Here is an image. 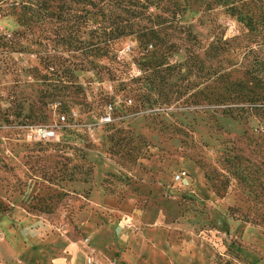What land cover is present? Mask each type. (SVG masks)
Instances as JSON below:
<instances>
[{
	"label": "rangeland",
	"instance_id": "1",
	"mask_svg": "<svg viewBox=\"0 0 264 264\" xmlns=\"http://www.w3.org/2000/svg\"><path fill=\"white\" fill-rule=\"evenodd\" d=\"M197 1L189 58L135 33L86 55L62 39L100 35L99 17L0 0V264H264V103L225 104L199 72L215 35L229 79L264 66V0Z\"/></svg>",
	"mask_w": 264,
	"mask_h": 264
},
{
	"label": "trees",
	"instance_id": "2",
	"mask_svg": "<svg viewBox=\"0 0 264 264\" xmlns=\"http://www.w3.org/2000/svg\"><path fill=\"white\" fill-rule=\"evenodd\" d=\"M52 1L57 2L55 10H50ZM243 1L259 2L260 0ZM197 2V0H36L30 10L41 17L60 19L64 15H69L74 22L79 19L88 22L91 18L99 17L102 21L100 35L96 34L86 42L77 39L75 33L62 39L74 50L84 49L82 51L86 55H105L110 48L107 43L108 38L135 33L140 45L146 46L153 43L166 52L172 48L183 47L191 58L197 57V50L201 48L200 42L196 40L190 28L180 22L187 11L194 10ZM151 6L160 14L154 13L153 10L149 11ZM144 19H147L150 24L141 23ZM257 23L259 32H264V11L259 17V21L255 22V24ZM167 31H171V33H166ZM90 34L92 35V32ZM228 43L219 35H215V40L206 45L203 54L213 62L205 67L203 61L199 59L201 76H207L208 80L211 78L210 83L214 84L216 88L224 89L229 94L227 95L229 102L225 104L264 103V66L260 64L255 68L254 66L248 67L244 72L245 80L233 81L229 79L226 65H229L230 62L229 54L232 46ZM233 47L235 48V46ZM249 50L253 51L252 48ZM56 63L55 73L59 77L57 78L59 84L61 75L57 73H63L62 71L68 67L62 68L61 62ZM205 68L209 69L204 72ZM60 70L62 71L59 72ZM67 70L70 71V68ZM224 97L226 96H220V98ZM237 107L228 106L225 110L230 112ZM240 109H244V106Z\"/></svg>",
	"mask_w": 264,
	"mask_h": 264
},
{
	"label": "built area",
	"instance_id": "3",
	"mask_svg": "<svg viewBox=\"0 0 264 264\" xmlns=\"http://www.w3.org/2000/svg\"><path fill=\"white\" fill-rule=\"evenodd\" d=\"M109 110H110V107L108 108V110L104 113V115L101 118V121L103 123H107L111 120ZM32 133L35 135L36 139L39 141L50 140L51 138L55 136L54 130L48 127H42V126L33 129ZM177 177H180V175H178Z\"/></svg>",
	"mask_w": 264,
	"mask_h": 264
}]
</instances>
